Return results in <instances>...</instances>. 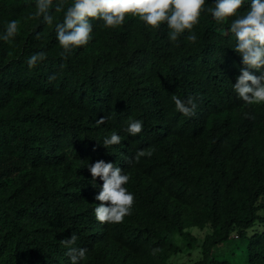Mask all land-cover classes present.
<instances>
[{
	"label": "trees",
	"instance_id": "trees-1",
	"mask_svg": "<svg viewBox=\"0 0 264 264\" xmlns=\"http://www.w3.org/2000/svg\"><path fill=\"white\" fill-rule=\"evenodd\" d=\"M216 2L206 0L199 23L175 42L166 23L90 20L91 39L65 58L55 25L74 0H53L50 25L35 16L37 0H0V264H72L61 241L73 234L87 249L78 264H139L149 254L164 264L178 251L172 232L195 241L188 224L209 228L193 264H264V110L233 89L245 66L228 30L251 0L223 22L208 11ZM12 20L18 32L4 41ZM39 52L45 58L30 69ZM173 96L194 99L196 114L179 113ZM132 121L142 123L134 136ZM113 133L121 142L105 148ZM140 150L151 157L137 162ZM101 160L129 176L134 203L122 223L95 217L103 180L89 166ZM155 173L195 204L189 222L147 179Z\"/></svg>",
	"mask_w": 264,
	"mask_h": 264
},
{
	"label": "clouds",
	"instance_id": "clouds-1",
	"mask_svg": "<svg viewBox=\"0 0 264 264\" xmlns=\"http://www.w3.org/2000/svg\"><path fill=\"white\" fill-rule=\"evenodd\" d=\"M205 2L206 0H74L67 8L63 22L55 25L57 40L63 48L61 56L67 58V54L74 48L89 42L92 33L90 20L100 19L104 21L105 26L114 28L124 23L126 15L138 17L152 28H159L161 24L166 23L170 29L169 39L175 42L186 30L191 32L199 23ZM243 2L244 0H217L215 7L208 11L217 22H223L235 17ZM52 4L53 0H37L36 3L35 16L42 17L49 25L53 23V16L49 14ZM63 7L62 3H58L55 11L60 12ZM228 30L236 41L234 50L242 56L245 66L240 70L241 74L237 77L233 89L238 97L249 105L264 103V0H251L249 10L243 16L232 20ZM17 32L18 22L12 20L7 24L2 39L9 41ZM221 34L228 36L224 29H221ZM187 39L195 42L197 37L190 34ZM44 58L43 52L33 54L27 60V65L31 69ZM249 69L259 70L261 74L253 75ZM53 79L54 76L49 77L50 81ZM172 99L176 110L185 117L196 114L197 105L194 99L182 100L176 96ZM106 119L103 117L97 120V123L104 124ZM126 131L136 135L142 131V123L132 121ZM120 142L121 137L113 133L110 138L103 140L102 145L108 148ZM145 155L151 157L152 151L140 150L134 159L138 162ZM89 171L93 180L96 177L103 180L102 189L96 196L101 202L94 210L96 219L101 223H122L124 217L130 215L134 203L133 195L124 187L129 181V176L123 174L120 167L102 160L90 165ZM77 239L73 234L61 241L68 249L67 255L72 264H78L87 252L86 248L76 246Z\"/></svg>",
	"mask_w": 264,
	"mask_h": 264
},
{
	"label": "rangeland",
	"instance_id": "rangeland-1",
	"mask_svg": "<svg viewBox=\"0 0 264 264\" xmlns=\"http://www.w3.org/2000/svg\"><path fill=\"white\" fill-rule=\"evenodd\" d=\"M253 106L257 112L264 110V103L253 104ZM262 124L264 127V119H262ZM147 179L153 185L157 186L161 198L167 201L172 212L176 213L183 220L188 222L191 220L196 207L189 198L184 200L177 197L176 192L169 186L167 180L163 179L161 175L157 173L148 176ZM259 213L264 214V211H259ZM141 221L142 213L138 211L130 224L134 229L138 230L141 229ZM152 225L155 228L161 226L157 221H153ZM184 231L190 233L195 238V241L189 243L179 236L177 232H172L169 236V240L178 247V251L170 254L164 264H193L201 258L202 239L209 232V228L207 226L199 228L188 224ZM248 232L251 234L252 230H249ZM139 264H159V260L156 255L149 254L145 259L139 260Z\"/></svg>",
	"mask_w": 264,
	"mask_h": 264
}]
</instances>
